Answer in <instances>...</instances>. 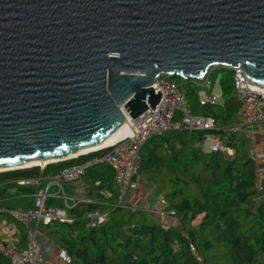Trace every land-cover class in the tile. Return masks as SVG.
I'll list each match as a JSON object with an SVG mask.
<instances>
[{"label": "water", "instance_id": "water-1", "mask_svg": "<svg viewBox=\"0 0 264 264\" xmlns=\"http://www.w3.org/2000/svg\"><path fill=\"white\" fill-rule=\"evenodd\" d=\"M219 67L264 88V0H0V171L92 152L157 78Z\"/></svg>", "mask_w": 264, "mask_h": 264}, {"label": "trees", "instance_id": "trees-1", "mask_svg": "<svg viewBox=\"0 0 264 264\" xmlns=\"http://www.w3.org/2000/svg\"><path fill=\"white\" fill-rule=\"evenodd\" d=\"M215 69L223 68L210 69L200 81L174 79L181 83L191 112L209 114L222 127L236 121L234 70H224L219 79L222 105L199 103L203 83L210 82L209 74ZM234 137L231 158L218 151L203 152L199 131H167L145 141L139 150V181L151 185L155 195L163 194L177 224L163 225L143 216L134 222L139 210L108 203L73 207L68 213L78 217L99 209L107 212L108 219L100 226L87 229L83 220H77L67 224V233L53 232L59 234L58 246L70 257V264H264V171L258 176L261 165L252 155L250 139L239 133ZM163 142L167 143V152ZM103 152L100 149L52 162L42 170L31 166L3 171L0 183L40 174L49 176L63 166ZM108 174L110 179L106 178ZM85 175L84 181L91 185L100 180L101 185L112 191L111 201H117L118 188L109 168L93 165ZM31 193L32 187L0 185V197H5V201L28 200L29 205L24 208L32 204ZM48 204L62 205L53 199ZM78 228L82 231L73 234ZM0 264H10V261L0 254Z\"/></svg>", "mask_w": 264, "mask_h": 264}, {"label": "built area", "instance_id": "built-area-1", "mask_svg": "<svg viewBox=\"0 0 264 264\" xmlns=\"http://www.w3.org/2000/svg\"><path fill=\"white\" fill-rule=\"evenodd\" d=\"M203 85L207 91L200 96V105H222L221 92L216 95L208 81ZM233 87L238 101L236 121L219 127L211 115L191 112L179 81L159 77L152 84L155 93L157 91L161 93L157 106L131 120V132L113 145L106 146L107 150L100 156L64 166L49 176L40 174L12 180L11 182L15 185L33 188L32 204L28 208L14 207L7 210L0 207V214L7 212L13 221L7 224L0 215V232L6 235V238H0V254L7 257L10 264H43L42 240L38 234L40 225H49L52 222L74 223L77 220H83L86 221L87 227L94 228L106 222L108 215L96 210L87 212L82 218L68 215L67 211L80 203L96 204L97 202L90 198L76 197L66 192L65 187L83 180L84 174L93 165H103L112 171L113 180L118 188L115 204L121 203L127 194L130 196L137 189V171L141 162L139 150L149 138L167 131H199L202 133L200 144L202 150L203 141L207 140L210 143L208 152L218 151L224 157L234 156L233 142H236L234 134L239 133L242 137L251 139L255 133L254 126L264 124V88L248 83L240 69H234ZM164 151H168L166 144ZM260 154L264 156L263 153ZM38 167L42 170L45 165L39 164ZM263 171L264 168L259 167L258 176H261ZM91 187L98 195L107 199L112 198V191L101 185L100 180L93 181ZM257 188L261 190L260 184ZM51 199L60 201L62 205L48 204ZM159 206L155 211L160 216L174 214L172 209L167 208L164 198ZM128 209L136 210L131 206ZM17 224L24 227V247H19L22 233L18 231ZM58 257L60 264L71 262L70 257L63 250L59 251Z\"/></svg>", "mask_w": 264, "mask_h": 264}, {"label": "rangeland", "instance_id": "rangeland-1", "mask_svg": "<svg viewBox=\"0 0 264 264\" xmlns=\"http://www.w3.org/2000/svg\"><path fill=\"white\" fill-rule=\"evenodd\" d=\"M224 74H225V72H224L223 69H215V70H212L211 73L209 74L210 75V79H209L210 82H209V84H210L211 88L212 87L214 88V93L216 95H218L221 92L220 91V88H219V85H218V82H219L220 77H222ZM204 89H206V87ZM204 94H205V90H202L201 91V96H203ZM236 111H238V108H237ZM224 126H222V127H224ZM254 131H255L254 136L250 139V147L252 149V155L257 160L258 164L261 165L264 168V156H262L260 154V153H263L264 154V124L263 125H256V126H254ZM202 146H203V150H202L203 152L210 151V143L207 140H204L203 141V145ZM97 150H94V151L89 152V153L97 152ZM101 150L106 151L107 148L103 147V148H101ZM89 153H87V154H89ZM83 155H86V154H83ZM98 156H100V155H94V157H98ZM228 158H231V157H228ZM69 165H71V164H69ZM23 168H27V167H21L20 169H23ZM7 171H9V170H7ZM0 172H3V171H0ZM87 172H88V170L86 171V173ZM84 177H86V175ZM110 177H111V175H109V174L106 175V178L107 179H110ZM15 179H18V178H15ZM15 179H12V180H15ZM137 179H138L137 192L136 193H133L132 196L131 195L129 196V194H127L126 197L124 199H122L123 201H121V203L115 204L116 202L111 201V199L109 200L107 198H104V197L98 196V195H95L96 196L95 197L96 198L95 200L98 201L99 203H108V205H112L113 204L114 207L119 206L121 208H128V207L131 206L133 208H136V210H139V208H141L139 211H137V214H136L135 218L133 219L134 222L135 221L138 222L137 218L140 217V216L145 217L147 220L148 219H152V220H155L156 221V220L161 219L160 217H163V216H160L158 213H156L155 209L158 208V207H160L159 206V203L164 198L162 196L163 194L162 195H155L153 193V190H152L153 187L151 185H147L146 183H145L146 185H145L144 188L140 187L139 186L140 185V182H139V176H138V174H137ZM12 180H7V181H4L3 183H6L7 182V183H10V184H14V183L11 182ZM81 181L84 182V180H81ZM75 185L77 186L76 183H75ZM145 188H146V192L147 191L149 192V196L146 198V202L142 201L141 199H139V197H137V195L140 196V194L142 192H145L144 191ZM148 189H150V191ZM88 191H91V187L89 188ZM92 198L93 197H91V199ZM98 202L96 204H98ZM3 203H6L4 205L5 207L8 206V207H11V208H14V207L24 208V207H26V206L29 205V201L28 200H25V199H22V200L15 199V200H11V201H5ZM138 203H140V204H138ZM166 204H167V202H166ZM96 211H100V212H103V213H106L107 214L106 211H101L99 209H96ZM123 212L124 213L126 212L125 209H123ZM69 214L70 213H68V215ZM164 216L172 217V215H164ZM1 217L4 219V222H6L7 224H10V223L13 222L12 219L7 214V212L6 213H2L1 214ZM107 219H108V216H107ZM172 220H174V219H172ZM83 222L86 225V221H83ZM59 223H63V224H59ZM67 224H70V223H67V222H58V223L52 222L50 225H40L38 227V234H39V236H40L41 239H44V238H49L50 239L51 238V239H53L54 241L57 242V239H58L59 234L53 233V232L60 231L61 233H67L69 231V226ZM162 224L163 225L167 224V221H164ZM16 226L18 228V231H20V232L23 233L24 227L22 225H18V224ZM87 228H93V227H87L86 226L85 229H87ZM81 231H82V229L81 228H78L76 230H73V234L80 233Z\"/></svg>", "mask_w": 264, "mask_h": 264}, {"label": "crops", "instance_id": "crops-1", "mask_svg": "<svg viewBox=\"0 0 264 264\" xmlns=\"http://www.w3.org/2000/svg\"><path fill=\"white\" fill-rule=\"evenodd\" d=\"M212 90H214V88L212 87L211 88ZM203 90H205V92L207 91L206 89H204L203 88ZM209 90V89H208ZM197 113V112H196ZM205 114V113H204ZM235 114H236V112H235ZM165 144H167V143H164L163 142V145H165ZM163 148H164V146H163ZM46 176V175H45ZM84 180V179H83ZM140 182V181H139ZM77 184V186L75 185V184H71V185H68V186H66L65 187V190H66V192H68V193H71V194H74V196H76V197H79V198H90L91 199V197H93L91 200L92 201H95V202H98V201H96L95 199V195H98L97 193H95L94 192V190H93V188L91 187V184L90 183H88V182H86L85 183V181L84 182H82V181H79L78 183H76ZM84 185V186H83ZM145 183H143V182H140V187H142V188H144L145 187ZM85 187V188H84ZM91 187V191H88L89 190V188ZM149 188V187H148ZM149 191H150V189H148ZM145 192H142L141 194H140V196L139 195H137V197H139V199H141L142 201H144V202H146V198L149 196V192L147 191L146 192V188H145V190H144ZM137 192V189L135 190V192H133V193H136ZM132 193V194H133ZM132 194H131V196H132ZM98 196H100V195H98ZM6 200V198L5 197H0V207L1 208H3V210H7V209H9V208H11V207H5L3 204H1L2 202H4ZM58 202V204H61L59 201H57ZM99 203V202H98ZM138 204H140V203H138ZM56 205V204H55ZM81 205H83V203H80V204H78L77 206H81ZM145 205V204H144ZM60 206V205H59ZM139 206V205H138ZM28 208V207H27ZM79 209H81V208H79ZM141 208H139V210H140ZM69 211V210H68ZM72 214V213H71ZM1 215V214H0ZM73 215V214H72ZM74 216H77L78 217V215H74ZM78 218H82V217H78ZM161 219H159V220H154L155 222H159V223H163L164 221H167V224H173V225H176L177 224V220L174 218V216H172V217H169V216H163V217H160ZM172 219H174V220H172ZM163 221V222H162ZM0 237H2V238H6V235L3 233V232H0ZM42 241H49V242H51L52 244H54V251H53V254L50 256V258H48V259H44V262H43V264H60V260H59V257H58V255H59V251H60V247L58 246V243L56 242V241H54L53 239H49V238H44V239H41ZM24 245H25V243H24V237H22V241L20 242V244H19V247H24Z\"/></svg>", "mask_w": 264, "mask_h": 264}, {"label": "bare ground", "instance_id": "bare-ground-1", "mask_svg": "<svg viewBox=\"0 0 264 264\" xmlns=\"http://www.w3.org/2000/svg\"><path fill=\"white\" fill-rule=\"evenodd\" d=\"M169 103V102H168ZM157 106V105H156ZM155 106V107H156ZM154 107V108H155ZM153 108V109H154ZM150 108L148 107L147 108V110H149ZM146 110V111H147ZM165 112H167L166 110H165ZM140 116V115H139ZM138 116V117H139ZM127 118V121L125 122V124H123L116 132H115V134H113V136H111L107 141H105L104 143H102V144H100V145H98V146H96V147H94V148H92V149H86V150H84V151H81L80 153H87V152H89V151H91V150H97V149H99V148H103V147H106V146H110V145H113L114 143H116L117 141H119L120 139H122L123 137H125L126 135H128L130 132H131V130H132V127H131V120H134V119H131V118H129L128 116L126 117ZM136 119V118H135ZM162 120H164V116H162ZM77 157V155H73L72 157ZM78 156H80V155H78ZM69 158H71V157H69ZM68 158V159H69ZM65 160V159H64ZM54 162H56V161H54ZM46 163V161H36V162H33V163H31V164H24L23 166H21V167H31V166H33V165H43V164H45ZM86 205V204H85ZM124 205V204H123ZM126 205V204H125ZM119 207V206H118ZM123 207V206H122ZM127 207V206H126ZM127 209V208H126ZM174 215V214H173Z\"/></svg>", "mask_w": 264, "mask_h": 264}, {"label": "clouds", "instance_id": "clouds-1", "mask_svg": "<svg viewBox=\"0 0 264 264\" xmlns=\"http://www.w3.org/2000/svg\"><path fill=\"white\" fill-rule=\"evenodd\" d=\"M100 150V149H99ZM38 166V165H37Z\"/></svg>", "mask_w": 264, "mask_h": 264}]
</instances>
